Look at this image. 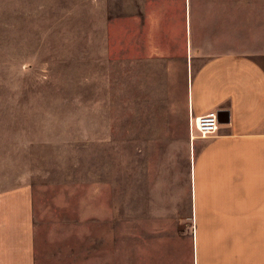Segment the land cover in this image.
Returning <instances> with one entry per match:
<instances>
[{
  "label": "rangeland",
  "instance_id": "obj_1",
  "mask_svg": "<svg viewBox=\"0 0 264 264\" xmlns=\"http://www.w3.org/2000/svg\"><path fill=\"white\" fill-rule=\"evenodd\" d=\"M231 53L264 66V0H0V193L31 192L36 264H180L192 64Z\"/></svg>",
  "mask_w": 264,
  "mask_h": 264
},
{
  "label": "crops",
  "instance_id": "obj_2",
  "mask_svg": "<svg viewBox=\"0 0 264 264\" xmlns=\"http://www.w3.org/2000/svg\"><path fill=\"white\" fill-rule=\"evenodd\" d=\"M194 68L190 118L228 115L191 146L187 195L176 197L178 226L189 237L180 264H264V66L231 53ZM33 212L27 188L0 193V264H36ZM168 248L146 247L141 258L134 250L132 264H153Z\"/></svg>",
  "mask_w": 264,
  "mask_h": 264
},
{
  "label": "built area",
  "instance_id": "obj_3",
  "mask_svg": "<svg viewBox=\"0 0 264 264\" xmlns=\"http://www.w3.org/2000/svg\"><path fill=\"white\" fill-rule=\"evenodd\" d=\"M189 124L191 134L195 132L196 137L202 139L214 135L220 123H218L217 112H210L201 117L191 118Z\"/></svg>",
  "mask_w": 264,
  "mask_h": 264
},
{
  "label": "water",
  "instance_id": "obj_4",
  "mask_svg": "<svg viewBox=\"0 0 264 264\" xmlns=\"http://www.w3.org/2000/svg\"><path fill=\"white\" fill-rule=\"evenodd\" d=\"M227 115L228 114L223 112V111H217L218 123H226L227 122Z\"/></svg>",
  "mask_w": 264,
  "mask_h": 264
}]
</instances>
